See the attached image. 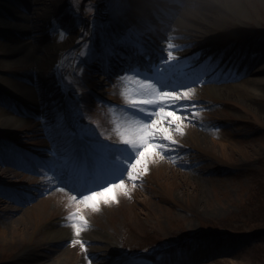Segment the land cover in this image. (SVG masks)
Masks as SVG:
<instances>
[{"label": "rangeland", "instance_id": "374dc122", "mask_svg": "<svg viewBox=\"0 0 264 264\" xmlns=\"http://www.w3.org/2000/svg\"><path fill=\"white\" fill-rule=\"evenodd\" d=\"M29 1L32 2V0H26L24 3ZM157 1L163 4V10H169L168 5L178 6L180 12L186 14L190 10H194L195 4H199L200 7L193 12L217 19L210 21L207 18L199 17L196 22L208 30H210L208 28L210 26L215 27L217 34L218 31L221 32L220 29L226 27L227 30L221 33L228 35L232 33L231 37H233V40L226 43L227 47L230 45L238 46L241 41H244V36H239V32L247 33L248 31L253 32V30V36L250 40L262 42L264 45V0H238L244 9L243 17L250 20L246 24L242 22L245 20H241L240 15H233L230 11L225 10L227 5H225V8L221 7L220 9L212 7L204 0H192L187 7L184 4L178 5L170 0L167 3L162 2L163 0ZM102 3L101 0H46L34 7L28 4L23 7L19 6L29 10L27 13L12 6L11 8H15L20 11L21 15L26 17L32 16V12L35 11V15L33 14L35 19L32 24L36 25V31L29 36L23 34L25 32L24 18L20 21V25L11 31L5 30L8 27H4V29L0 27V45L4 44L17 48L11 49L12 51L5 49L6 52L0 50V52H3L0 53V80L4 82L12 81L26 87L35 88L37 93L40 94L41 90L38 86L41 79L54 85L59 95H70L71 100L76 99V93L70 90L69 83L66 80L64 81V76H62L63 81L56 82L54 71L50 73L43 71L52 68V64L56 63L55 58H59L57 55L59 52L71 49L70 57L62 65L67 68L71 84L73 85L74 82L75 85H78L75 74L79 78L84 76L85 68L83 67L84 71L81 74L79 71L81 65L78 62L86 49L83 47L77 49L78 46L75 47V44L78 41V43H81L83 32H88L89 29L85 30L89 28L88 22L83 23L85 29L78 28V33L73 42L71 39H67L68 36L61 41L59 34H52V38H50L49 35L42 34V29L46 24L45 21L51 18L54 31H56L55 20L58 23L61 12L66 10L67 14L75 19L80 17L82 13L91 15L88 11L94 7L97 10L98 17L103 19L108 4L103 5ZM120 5L122 6L123 3H120ZM33 8L34 10H32ZM70 9H77L78 15L74 16ZM162 15L166 17V12ZM221 15L230 18L231 23L225 25L224 19L220 17ZM182 16L184 18V15ZM91 19L92 17L89 18V20ZM161 21L163 19L156 20L153 23L157 31L165 25ZM101 22L103 23V21ZM48 26H51L50 22H48ZM90 30L91 35L88 40L93 42L97 31L95 28H90ZM234 31L239 32L233 33ZM194 32H197V34ZM189 33L198 35L203 43L199 45L200 40L197 39L196 44L190 45L189 52L185 53V57H193L194 53L201 49L202 52L208 54V48L215 40L208 36L209 32L199 29L194 31L193 28H190ZM22 34L26 37H22ZM175 36L173 35L171 38ZM149 37L155 39L150 35ZM24 40L31 42L30 59L24 63L19 62L21 64L17 65L16 59L21 58L25 52L23 49L19 50L17 46ZM177 40L186 45L194 42L195 39L181 36L172 39L171 42ZM208 44L209 46L206 47ZM241 53L234 54L238 60L241 59ZM155 55L158 54L155 53ZM243 59L245 61L248 59L250 62L256 61L264 66V47L257 49L256 52L243 54ZM55 70L57 69L55 68ZM260 73L263 75L260 76ZM174 74L176 73L174 72ZM121 75L124 74L121 73ZM262 77H264V71H258L249 78ZM60 82L62 88L66 89L64 94L60 92L57 86ZM109 88H106L108 91H105L103 96H97L100 104L105 106L103 101L109 98H115V100L127 98L122 86H119L118 89L115 86ZM3 89L6 95L7 93L11 94L10 89L6 87H3ZM251 94L252 96L245 93L239 95L235 93L219 94L218 97H222L224 100H218V97L215 94L208 93L203 85L196 86L193 96L196 101L195 104L200 103L202 98L209 97L208 102L203 104L208 107V111L200 113L194 110L198 112L197 115L192 117L195 124H190L185 120L182 125L184 134L174 133L175 138L186 144V148L179 147L185 158L181 157V162L173 160L169 156L163 160L158 156L150 160V171L143 178L147 190L142 191V195L138 198L132 194L133 187L131 182H128L130 195H125L118 190L119 203H100L108 200L117 192L108 193L103 197L97 196L96 202L100 203L98 211L87 207L85 209V206L78 201H76L77 204L65 209L64 205L57 201L53 205H48V207H40L41 215H35L27 209L32 205L35 206L36 200L26 204L27 199L24 196L28 195L31 199L37 193L33 189H23L16 179L11 180L9 183L12 184H7L8 186L17 187L22 190V193H25L18 195L24 200L22 202L23 211L14 214L15 217L13 218H10L11 215L4 213V216L0 218V229H12L15 225L11 221H17L19 227L22 228L20 233L22 239L13 236L4 238L0 235V264H31L28 263L29 258H32L33 255L43 254L44 250L48 249V246L45 245L47 232L56 231L58 239H63L64 236L62 235L65 234L67 225L71 226L73 223L71 221L68 224L67 217L77 209L81 210V214L87 219L88 224L80 237L75 234L70 239L64 237L66 240L63 247L64 251L52 257V260L56 259L61 264L86 263L85 261L89 258L88 254L91 251L102 256L113 257L112 255L108 256L111 247L115 248L118 253L140 254L149 257L153 261L173 258L168 260L167 264H264V231L252 234L247 229L251 226L257 229V225L260 224L264 226V216L263 218L260 216V213L264 211V184L262 185L263 181L260 179L252 178V176L257 175L260 168H264V82L260 83L258 90ZM11 95L13 99L9 100L5 106H0V111L11 113L13 104L18 103L19 108L26 106L28 114L23 115L27 117L23 123L16 126V129L5 131L0 128V155H8L7 160L0 156V162L18 163L21 161L20 159L26 160L27 156L22 154L20 155L21 158L13 157L15 154L10 149L13 146L10 144L12 140L9 139L6 144V138L22 143L21 146H25L29 152L36 154L43 153L42 151L47 148L51 150V144L54 143V140H48L45 133L26 131L28 125L33 126L35 124L38 125V129H41L42 121L46 120L47 117L44 115V111L41 114L39 113L36 105L25 104L20 97ZM73 104L76 105V103ZM100 104L90 97L89 103L85 100L78 107L79 112H82V116L73 118L82 123L83 126H90L94 130V137L90 136L92 137V139L90 138L92 144L97 137L105 143H112V140H114L113 142H119L115 125L123 123L128 117L118 113V109H107L106 111ZM216 104L220 105L221 108L215 107ZM225 117L236 123L234 130L219 131L204 120ZM64 122L65 119L60 121V125ZM200 124L203 125L200 126ZM100 136L105 139L111 137V141L103 140ZM210 141H214L218 146H214ZM61 151H64V149L59 145L57 151H53L52 156L57 157V152L60 153ZM90 151L93 155L92 148ZM45 153H47V156L51 155L50 152ZM195 156L197 157L194 158ZM187 158L188 160H186ZM27 160L28 164L34 167L38 173L42 170L38 164H33L32 158ZM49 160L51 165L56 163L53 158ZM262 173L264 174V171ZM56 189H60V184L58 185L57 182L52 186V190ZM226 227L238 230L235 231L237 233L244 232L245 234L235 235L230 230L226 231ZM215 228H219V230L213 232ZM261 228L264 229V227ZM210 229L212 230L210 231ZM219 233L223 234L221 239L219 236L213 237V234L219 235ZM73 240H83L87 250H91L85 253L80 243L75 246L72 245L71 241ZM218 240L221 242L220 244H218ZM161 243L167 244L169 248L158 253L154 250L155 254H152V257L149 256V251L162 246Z\"/></svg>", "mask_w": 264, "mask_h": 264}, {"label": "bare ground", "instance_id": "6f19581e", "mask_svg": "<svg viewBox=\"0 0 264 264\" xmlns=\"http://www.w3.org/2000/svg\"><path fill=\"white\" fill-rule=\"evenodd\" d=\"M45 1L46 0H32V2L30 1L27 2V4L29 6L32 5V7H34L36 4H41V3H44ZM101 1H103L102 3L103 5L105 3L108 4V6L105 9L107 15L102 20L103 23H106V24H104L103 31H101L102 30L101 26H103V23L101 22L100 17H98L97 10H93V12L91 11L92 12V22H93L94 28L96 29L97 27L98 30L100 31L98 33L96 32L95 34V40L93 41V48L96 50V52H102L103 47L105 45L112 44L114 51H115V55L109 58V64H110L109 69L105 68L104 62L102 60L90 59L85 55V61L87 63V67H86L87 71L84 73L83 78L78 79L77 83L83 86V93L86 97H90V96H87L90 94L89 92L90 88H93V90L96 91L97 94H102L106 90V85L111 86V85H119L122 83L125 84L126 81H129L127 78H116L117 77L116 73L121 72V69L124 68L130 61H139L138 57L133 54L134 50L121 43V37L124 36L129 31L134 36H138L139 38L140 37L142 38V41L144 42V45L146 48V54H151L150 56H152V59H151L152 62H153V58L155 59L156 56H153L151 52L156 50V53H158V56L160 57L161 50L166 49V44L167 42H169V38L171 36L176 35L175 38H179L181 36L182 37L187 36V37H193L195 39L194 42H190L186 44L188 47H185L183 51H177L174 53L177 57H180L184 55L185 53L189 52V48L191 47L190 45L196 44L197 39H199L202 42L201 38L198 35L189 33L190 28L191 29L193 28L194 31H197V29H199V30H205L206 32H209L208 36H210L211 39H215L212 45L210 46L209 44L206 45V47L209 46L208 48L209 53H210L209 57H211L213 61L215 62L216 61L215 56L220 55L221 60H220L219 68H223V70L226 72L228 71L229 68H235L237 70V74L228 75L224 77L220 76L219 78H217L215 74H212V76H210L208 80L205 83H203V88L208 93L215 94L216 96H218L219 94L224 95L227 93H230V94L235 93L237 95H239L240 93H245V94L252 96L251 93L256 92L258 90V85L264 82V77L253 78V79L249 78L255 75L256 72L258 71L259 72L264 71V66H262V63H258L256 61L244 62V59H243V54L246 55L247 53H250V52L251 53L256 52L257 49L264 47L262 42L260 43V42H255L253 40H250L253 36L254 30L253 32L248 31L247 33L239 32V31L238 33L234 31L233 33L236 32L239 34V36H244V41L243 42L241 41L238 44V46L230 45L229 47H227L226 43L233 40V37H231L232 33L229 35L221 33L222 31L227 30L226 27L220 29L221 32L218 31V34H217L216 33L217 30L215 29V27L213 28L212 26H210L208 27L210 30H208V29H205L204 26H201L198 22H196V19L199 17L207 18L210 21H214L217 19L215 17L213 18L212 16H207L205 14L201 15L202 13L193 12L195 9H198L200 7L199 4H195L197 1L194 3L195 4L194 10L193 11L190 10L188 14H186L185 12L181 13L180 8L178 6L168 5L169 10H163L164 9L163 4L157 0H121V3H123V5L122 6L119 5L118 12L113 11V5L109 2V0H101ZM170 1L178 5L184 4L186 7L192 2V0H170ZM204 1L210 4L212 7H218L220 9L221 7L225 8V5H227V8L225 10L230 11L233 15L235 14L240 15V19L245 20V21H242L244 24L250 21L249 19L243 17L244 9L238 0H204ZM162 2L167 3L168 0H163ZM11 7L12 5L9 0H0V27H2L3 29L4 27H8L5 30L11 31L13 28H17V26L20 25V21L24 18L23 22H25L24 24L25 32L23 34L27 36L32 35L36 31V25L32 24L33 20L35 19L33 17V14L35 15V11L32 12V16L30 15L26 17V16L21 15L20 11H17L15 8H11ZM32 10H34V8ZM163 11L167 12V14H170V17L168 18L167 16L166 17L163 16L162 13H160ZM182 15H184V18ZM11 16L14 19L11 20ZM220 17L224 19L225 25L231 23L230 18L223 17V15H221ZM159 19H163L164 20L163 22L169 19L165 26V29H166L165 32L157 33L156 29L154 28V24H153L154 21L159 20ZM83 20H86V19L81 18V19L73 20L70 16H68L67 14H64L60 17L58 26L64 28L65 30H67L68 33H70L67 39L68 40L71 39L73 42L78 33L77 32L78 28H80ZM239 30H244V29H239ZM194 33L197 34V32H194ZM201 33L203 34V32ZM54 34H58V33L54 31ZM90 35H91V30L89 28L88 32L86 33L83 32V36H82L83 39H81V41L86 40ZM148 35H152L156 37V40L149 39ZM160 38H162L161 42H164V43H159V44L157 43V41L160 42L159 41ZM172 43L176 45H181V41L179 40L174 41ZM17 47L19 48V50L23 49L25 52L21 58L16 59V64L18 65V64H21L19 62L24 63V62L29 61L30 54H31V42L24 40L23 42H20L19 46ZM5 49L14 50L17 48L1 44L0 50H2L3 52H6ZM51 50H57V49H51ZM3 52H0V53H3ZM70 52L71 50H68L65 52L64 54L65 61H67L68 58L70 57ZM239 52H242L240 57L243 59V62H240L238 58L234 56L235 53H239ZM126 53H129L128 59H125L126 58L125 56L127 55ZM163 54L166 55L167 54L166 51ZM203 54L204 53L201 51L198 53V57H199L198 59L196 58L197 56L193 58V67L199 62L203 63L205 61ZM39 60L41 61V59ZM117 64H121L123 67H121L120 69L119 68L114 69L113 66ZM107 70H110L111 73L110 74L107 73L106 72ZM163 70L164 69L162 67L161 71ZM187 72H189V69L188 71H185V73L181 76L182 77L181 81L188 82L189 78L183 80V76ZM171 75H173V73H171ZM3 87L10 89L11 94L20 97L22 99V102H24L25 104L31 103L33 105H36L39 113L40 114L42 113L41 102L38 101V98H41V95L37 94V91L35 89L31 87H26L20 83H16L12 81L4 82L0 80V88L3 89ZM133 87H135L134 84H133ZM43 100L46 103H49L55 109H58L60 106H62L61 100L57 98L55 95H52L50 99H47L46 97L43 96ZM127 100H128L127 98L125 99L121 98L122 102L115 101L113 99L110 101L124 103V101L127 102ZM218 100H224V99L221 97ZM201 101L208 102V100H201ZM23 121H24L23 119L13 115L12 113H6L3 111H0V128L5 131L16 129V126L20 123H23ZM31 124L33 123L31 122ZM26 131L43 133L45 130L43 127L42 129H38V125L35 124L33 126L28 125L26 127ZM61 133H62L61 129L53 130L51 133H49V135L46 134V137L47 138H49V136L54 137L57 134H61ZM116 139L118 140V138ZM210 142L213 143L214 146H218L217 144H215L214 141H210ZM14 146L19 147L15 143H14ZM19 148L23 150V147H19ZM17 156L18 155H16V157ZM31 158L32 157L27 156L26 161H28L27 159L31 160ZM33 158H35L37 161L38 159L43 160L44 164L42 165V163L39 162V165L40 167L42 168L44 167V169H47V167L44 165L47 164L48 158L45 157L46 159H42L34 155H33ZM17 165L21 167L17 168ZM8 166H9L8 168L7 167L4 168L3 165L0 164V181H3L4 185H6V186H0V189H2V192H0V218L4 216L3 215L4 213L11 215L10 218H13L15 217L14 214L21 211L19 208H14L12 206V204L19 206V203L17 202V198H16V193L21 192V190L13 186H8L7 184H12V183H9L11 180L16 179L18 181L17 183L26 189H33L37 186L40 187L43 185L46 187L47 189L46 191H48L50 187H52L56 179L54 172L57 174L59 173V170L55 169L54 171H50V173L42 172L40 173L41 176H36V172L32 168H29L28 164L21 163V162L20 163L9 162ZM48 168L49 170H53L52 167H48ZM83 168L79 169L80 173L82 172ZM76 174L77 175H73L71 182L74 180V178L78 177L77 172ZM78 182L82 184V181L79 180ZM146 190H147L146 183L142 179V181L138 182L137 186L133 188L132 194L136 198H138L139 196L142 195V191H146ZM116 192H118V190H114L113 193H116ZM69 193L70 192L66 190L60 191L59 189H56L50 192L48 195H42L40 198H37L36 205L35 206L32 205L27 210L29 212L34 213L35 215H41L40 207H44V208L48 207V205H51V204L53 205L57 201L62 203L65 209H68L70 206L77 204L76 201H73L71 199L72 196ZM105 195H108V193H106ZM85 209L87 208L85 207ZM11 223H14L15 226H13L12 229H9V228L4 229V230L0 229V235H2L4 238L6 237L10 238L13 236L14 238L19 237V239H22V235L20 234L22 232V228L19 227L18 222L11 221ZM56 234H57L56 231H49L47 232V236L45 239L47 240L58 239L56 238ZM74 234H75V229L72 226H69L68 228H66V232L63 236L65 238L70 239L73 237ZM85 240L89 241L87 239ZM62 244L63 242L55 245L56 246L55 250H51V249L45 250V253L43 255L38 256L37 259L31 258V261H32L31 264H61V262L60 261L57 262L56 259L52 260V257L55 256L56 253L64 251ZM114 249L115 248L111 247L109 254L110 252L116 253ZM88 250H91V249H88ZM93 253L94 251H91L90 256L93 255ZM85 264H88V263H85Z\"/></svg>", "mask_w": 264, "mask_h": 264}, {"label": "snow or ice", "instance_id": "6c2138e0", "mask_svg": "<svg viewBox=\"0 0 264 264\" xmlns=\"http://www.w3.org/2000/svg\"><path fill=\"white\" fill-rule=\"evenodd\" d=\"M113 5V11H119L121 0H109ZM56 32L60 40L63 41L70 33L62 27H57ZM83 39V37H81ZM175 37L170 38L166 44V49L161 50L160 57L147 65L139 61H130L121 72L135 87L130 89L131 95L125 93L128 99V107L122 111L128 114V119L123 123L115 125V131L119 137V143H105L97 138L92 144L93 155L91 163L87 166L96 178L93 187L84 190L77 189V195L71 199L78 201L87 208L99 210L100 203H119V193L112 195L106 201L96 202V197H103L106 193H113L120 190L125 195H130L128 182L135 188L143 176L150 171L149 162L155 157L161 160L167 158L177 150L179 146L174 133L184 134L182 124L185 120L189 123L191 118L197 115L194 109L197 105L190 103L196 91V86L206 82L205 77L209 74L220 76L236 75L235 68H229L227 72L219 68L220 60L215 63L209 57L197 67H193V58H178L174 53L183 51L187 45H176L171 42ZM85 42L82 45L86 49L85 55L90 59H100L104 62L106 69L110 68L109 58L115 55L111 45H105L102 52H96L94 48H89ZM121 43L132 48L135 56H145L146 48L142 39L134 36L130 31L121 37ZM166 51V55L163 53ZM199 58L198 55L196 57ZM151 61V56H145ZM163 67V71L161 68ZM191 69L188 82L177 81L171 73L176 70L183 72ZM81 74L84 68L81 67ZM81 90L76 93L77 97L82 96V85H77ZM120 108V106H114ZM68 115L82 116V112L77 110V105L69 101ZM65 114L58 115V122L65 119ZM81 137H94V130L90 126H84L80 131ZM107 139H111L108 137ZM66 171L62 170L58 174L54 172L57 184H69L74 173L85 165L81 163V157L75 154L69 157L65 165ZM60 191L64 188L60 187ZM2 192V189H0ZM79 198V199H78ZM67 220L72 221L75 235L81 236L87 219L77 209L71 213ZM72 245L80 243L85 253L87 246L83 240H73ZM105 260V264H155L149 257L140 254L120 253L114 257H104L100 254L91 255L88 264H93L94 260ZM159 259V257H157Z\"/></svg>", "mask_w": 264, "mask_h": 264}, {"label": "trees", "instance_id": "16d2710c", "mask_svg": "<svg viewBox=\"0 0 264 264\" xmlns=\"http://www.w3.org/2000/svg\"><path fill=\"white\" fill-rule=\"evenodd\" d=\"M263 216L264 215H262V218H263ZM264 219V218H263ZM263 224H260V225H257L258 226V229H257V231H260V230H263L261 227H264V226H262ZM254 229V228H253Z\"/></svg>", "mask_w": 264, "mask_h": 264}]
</instances>
